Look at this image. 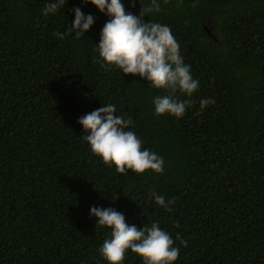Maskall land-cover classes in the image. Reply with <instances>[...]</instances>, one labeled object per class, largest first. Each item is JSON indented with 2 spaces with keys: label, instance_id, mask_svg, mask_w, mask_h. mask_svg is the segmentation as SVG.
<instances>
[{
  "label": "trees",
  "instance_id": "1",
  "mask_svg": "<svg viewBox=\"0 0 264 264\" xmlns=\"http://www.w3.org/2000/svg\"><path fill=\"white\" fill-rule=\"evenodd\" d=\"M48 2L0 0V264H107L110 230L92 207L138 230L157 222L179 248L173 264H264V0H157L144 17L170 27L199 81L177 94L190 101L179 119L155 115L163 90L95 62L106 14L67 0L45 16ZM121 3L139 15L151 0ZM76 7L93 26L58 38ZM205 98L215 103L201 111ZM108 103L164 159L161 174H120L92 154L78 120ZM153 190L176 198L171 211ZM123 264L143 261L128 250Z\"/></svg>",
  "mask_w": 264,
  "mask_h": 264
},
{
  "label": "clouds",
  "instance_id": "2",
  "mask_svg": "<svg viewBox=\"0 0 264 264\" xmlns=\"http://www.w3.org/2000/svg\"><path fill=\"white\" fill-rule=\"evenodd\" d=\"M66 4L67 0L48 2L43 15L56 14ZM83 4H91L109 17L101 31L99 45L95 47L99 56L95 62L102 68L111 66L124 75H138L146 79L152 88L164 92L153 98L155 115L169 114L182 118L190 101L180 100L177 94L192 97L198 90L199 81L192 77L190 66L184 63L180 45L170 27L144 22L149 13L160 11L157 0H151L149 7H141L139 15L126 12L121 0H83ZM73 12L75 19L69 31L54 33L58 38L64 39L74 33L75 38L80 39L93 26L94 17L91 14L85 15L80 7L74 8ZM214 103V100L202 99L201 111ZM78 123L86 133L81 139L89 145L92 154L104 164L114 166L118 173L127 174L129 170L138 175L148 171L156 174L163 172L164 159L142 148L141 139L128 130L133 124L131 117L125 119L116 115L114 104H105L82 116ZM148 196L165 211H171L176 203L175 197L166 200L154 190ZM90 216L96 218V227L110 230L109 238L98 250L107 264H123L128 250L140 257L143 264H173L179 256V248L174 246L173 238L157 222L138 230L135 225L129 226L124 215L112 208L92 207ZM180 243L187 247L186 241L180 240Z\"/></svg>",
  "mask_w": 264,
  "mask_h": 264
},
{
  "label": "water",
  "instance_id": "3",
  "mask_svg": "<svg viewBox=\"0 0 264 264\" xmlns=\"http://www.w3.org/2000/svg\"><path fill=\"white\" fill-rule=\"evenodd\" d=\"M205 31H206V33H207L209 36H212L208 28H205ZM212 38L214 39L213 36H212Z\"/></svg>",
  "mask_w": 264,
  "mask_h": 264
}]
</instances>
